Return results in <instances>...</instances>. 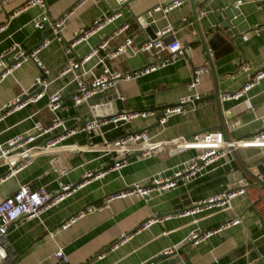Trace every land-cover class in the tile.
Listing matches in <instances>:
<instances>
[{"label": "crops", "instance_id": "obj_1", "mask_svg": "<svg viewBox=\"0 0 264 264\" xmlns=\"http://www.w3.org/2000/svg\"><path fill=\"white\" fill-rule=\"evenodd\" d=\"M24 1L5 0L0 6V53L7 51L14 42L21 49L30 50L42 38L50 39L49 45L39 52L40 59L48 69L49 84L38 100L0 118V143L16 134L25 133L37 122L49 123L54 114L47 109V102L49 96L57 90H61L62 97L55 114L62 120V127L37 136L33 145L42 144L63 128L79 126L82 120L92 118L91 107L103 101L104 96L116 93L117 88L115 85L108 87L103 93L95 94L87 102L75 106L71 96L75 92L76 82L69 75L60 77L61 70L69 59L86 55L92 46L113 33L124 20L130 22V35L138 45L148 36L139 26L144 15L153 17L158 30L167 23L172 24L174 37L183 44H192L193 48L188 56L180 57L153 72L117 82L121 98L128 105L126 110L158 111L159 107L173 104L180 97L190 95L192 90L187 84L192 77L193 66L205 62L208 63V71L201 74L196 91L205 96L214 92L213 74L191 18L189 0H185L181 7L166 16L159 12L148 14L155 0H130L122 6L120 18L102 27L88 40L78 43L69 52L65 47L74 33L92 20L114 11L117 8L115 0H45V11L52 18L74 8L61 30V40L55 38L51 26L39 29L32 25V17L43 11L40 6L12 13ZM196 2L201 3L198 8L202 12L224 8L232 5L235 0ZM238 8L249 30L227 39L219 35L212 43L211 54L216 86L220 92V113L227 135L232 140L251 137L264 123V78L239 99H221L222 94L241 88L253 72L264 66V0H242ZM122 36L114 38L111 46ZM209 36H205V40ZM8 60H12L11 55ZM96 61V57H91L84 68L99 72ZM147 62L148 55L137 52L132 55L122 54L110 63L113 68L125 71L142 67ZM37 73L34 63L27 60L0 79V110L15 96L33 90ZM230 122H235V126L228 127ZM210 129H221L213 97L194 107L186 105L183 114L169 116L163 125L157 124L155 116L138 117L116 126L107 124L98 131H83L61 142V145L85 146L82 150H49L36 155L26 168L0 184V200L20 185L32 188L42 186L51 194L64 184L83 179L88 171L104 168L105 171L101 176L87 180L82 187L42 211L39 216L23 217L13 223L7 233L11 261L14 264H52L55 261L54 250L62 246L68 256V264H138L186 243V236L194 229L208 230L239 217L238 224L212 234L198 244L185 246L184 253L190 264H264V224L259 221L254 210L255 201L264 197V187L249 175L246 176L248 186H244L246 192L231 199L228 209L215 207L182 216L173 213L163 221L141 227L152 216L173 212L174 206L184 200L181 196H186L191 204H196L228 190V177L239 169V163L264 181V145L238 146L234 149L236 156L233 152L227 154L193 179L178 180L170 190L161 194L152 193L147 201L135 197L113 199L102 210L89 213L67 228L55 231L63 221L86 205L100 203L109 194L144 178L170 176L196 153L194 149L173 152L163 149L144 158L132 155L126 166L117 171L111 169L115 153H107L99 148L103 139L113 140L131 132L145 130L152 140L158 141ZM56 154L61 160V166L67 169L63 175L51 167L50 158ZM4 171L5 167H0V175ZM50 231L54 232L52 236ZM130 232L133 234L128 240L118 242L122 234ZM179 256L186 264L184 255L179 253ZM155 264H169V261L164 258Z\"/></svg>", "mask_w": 264, "mask_h": 264}, {"label": "built area", "instance_id": "obj_2", "mask_svg": "<svg viewBox=\"0 0 264 264\" xmlns=\"http://www.w3.org/2000/svg\"><path fill=\"white\" fill-rule=\"evenodd\" d=\"M129 1L130 0H115L117 8L114 11H110L107 14L92 20L89 24L80 27L74 33L72 40L66 44V51L69 52L78 43L88 40L90 36L98 32L102 27L120 18L122 15V6L127 5ZM4 2L5 0H0V6H2ZM184 2L185 0H155V3L151 7L148 14L151 15L153 12H159L163 16H166V14L170 11L181 7ZM241 2L242 0H235L233 5L238 7ZM36 5L43 8V11L32 17V25L39 29L46 25L51 26L53 28L55 38L61 40V30L64 27L68 16L73 13L74 8H70L56 18H52L45 11V0H25L23 4L16 7L12 13L15 14L20 10ZM142 20L143 21L139 23V26L141 29L145 30L148 23L143 18ZM129 29L130 22L127 20L122 21L113 33L106 38H103L95 46H92L86 55L80 58L75 57L68 60L59 76L62 77L69 75L71 76V79L76 82L75 92L71 96L72 102L75 106L87 102V100L95 94L103 93L106 88L114 86L120 80L138 78L153 72L160 67L173 63L180 57L188 56V53L193 48L192 44H183L174 37V26L170 23H167L162 29L157 30L154 37L147 36L138 45L134 43ZM120 35H123L122 38L114 46H111L112 40ZM49 43L50 39L42 38V40H40V42L30 50H23L17 42H14L7 51L0 53V79L17 69L24 61L30 60L38 69V73L34 77L33 81V90L37 89L39 86L43 87L42 91L31 97L24 98L33 90L24 91L22 94L12 98L9 102H7L6 106L0 110V118L6 113L14 112L27 104L35 102L43 95L44 90L49 84V81L47 80L48 69L40 59L39 52L43 48L47 47ZM137 52H144L148 55V62L142 67L125 71L112 67L110 62L113 59L122 54L132 55ZM7 55H11L12 57V60H9V62L4 59ZM91 57L97 58L96 64L99 66V72L95 73L91 69L86 70L84 68V64L88 62ZM207 71V62L202 65L193 66L192 77L187 84L188 88L192 90V93L188 96L180 97L171 105H165L161 110H125L117 114L106 115L99 118L92 117L87 119L85 122H82L79 126L63 128L59 131V133L45 140L42 144L33 145L32 142L37 136L51 133L55 129L62 127V120L55 114V111L59 106V100L62 97V92L61 90L53 92L49 96L47 102V109L54 114L49 123L42 124L37 122L25 133L16 134L7 139L5 142L0 143V167H5V171L0 175V184L9 177L14 176L16 173L26 168L32 162V159L40 153L59 149H84L85 146H79L77 144L61 145V142L71 135L83 131L90 133L92 131L100 130L103 125L113 124L116 126L120 123L130 122L138 117L156 116L157 114H160L158 123L163 125L169 116L177 113L183 114L185 112L186 105H190L192 107L195 106L194 100L199 99L201 95L198 91H196V86L200 81L201 74ZM87 75H89V77H86ZM43 76H46V78ZM262 78H264V66L253 72L241 88L231 93L226 92L222 94L221 99H239L245 96L247 92L256 86ZM4 109H7V111L2 113ZM233 126H235V122L228 123V127ZM258 145H264V123L261 129L251 137L238 140L226 139L221 129L204 130L188 136L180 135L174 138L158 141L152 140L145 130L140 132H131L113 140L103 139L99 148L107 153H115V156L112 158L111 169L117 171L126 166L129 158L127 157L128 155H136L140 158H144L155 154L158 150L163 149L171 152L194 149L196 150V153L192 158L185 161L181 167L175 170L170 176L154 175L152 177L144 178L109 194L100 203L86 205L84 208L78 210L75 214L63 221L58 228L55 229V231L67 228L78 218H81L89 213L102 210L108 206V203L113 199L135 197L137 199L147 201L151 197L152 193L161 194L170 190L177 184L178 180L184 181L193 179L195 176L201 174L209 165L218 159L227 156V154L231 153L236 147ZM50 163L52 169L56 173L63 175L67 172L66 167L61 166V160L57 154L50 158ZM104 171L105 170L88 171L84 174L83 179L78 182L64 184L57 192L51 194L42 186L32 188L29 185H20L16 190L1 199L0 264H14L11 261L7 241V233L13 223L23 217L32 218L39 216L42 211L63 201L78 188L82 187L87 180L101 176ZM246 190V187H239L236 189L229 188L218 195H214L206 200L193 204V208L177 214L180 216L194 214L202 209H212L215 207L228 209L230 208L231 199L245 193ZM263 199L264 197L256 200L254 207L258 219L262 224H264ZM171 216L172 214L152 216L143 222L141 227H147L153 222H160ZM239 222L240 218L234 217L208 230L194 229L186 236L184 242H189L192 245L198 244L212 234L218 233L225 228L238 224ZM53 233V231L49 232L51 236ZM132 234L133 232L130 234H122L118 242L121 243L128 240ZM118 242L113 244V246ZM170 251H172L171 248L165 252ZM53 256L55 261L52 264H68L69 262L68 256L64 252L62 246H58L54 250ZM138 264H146V262H140Z\"/></svg>", "mask_w": 264, "mask_h": 264}, {"label": "water", "instance_id": "obj_3", "mask_svg": "<svg viewBox=\"0 0 264 264\" xmlns=\"http://www.w3.org/2000/svg\"><path fill=\"white\" fill-rule=\"evenodd\" d=\"M189 2L191 4V10H192L191 18L195 25L197 35L201 42V46L204 49L208 57L209 67H210L211 73L213 74L214 85H215L214 92L211 95L209 96L200 95L199 99L194 100V104L196 105L199 102H202L209 97H213L216 103L217 111H218L219 126L224 134V137L226 139H230L226 132L225 122L222 119V116L220 113V92L218 91L217 86H216V81H215L216 79H215L212 61H211V54L213 53L212 43L221 34L227 39L230 36H235V35H238L239 33L248 31L249 26L244 21V17L240 14L239 8L234 6L233 4L226 6L224 8H218L215 10H208V11L200 12L198 7L201 3H198L194 0H189ZM143 18L148 23V26L145 28V31L148 33L149 37H154V33L158 30V28L153 21V17L144 15ZM207 35H210V36L207 40H205L206 39L205 36ZM8 56L9 55L5 56L4 59L9 62ZM43 77L46 78V76H43ZM115 87L117 88L116 93L112 95L104 96L103 101L91 107L93 117L99 118V117H103L106 115L117 114L122 111H125L128 108V105L126 104V102L121 98L122 93L118 89L117 83L115 84ZM42 89L43 87L39 86L37 89L31 91L29 95L25 96L24 98L31 97L34 94L42 91ZM163 107L164 106L159 107V110H161ZM6 111L7 109H4L2 113H5ZM159 116L160 114H157L155 116L157 124H159L158 123ZM85 121L86 120H82V122H85ZM140 131H143V130H139L137 132H140ZM232 152L236 156L235 151L233 150ZM127 157H130V155H128ZM102 170H105V168ZM247 175L255 179L257 184L264 187V181H262L258 176L254 175L252 172H250L247 168H245L242 163H239V169L233 172L228 177L230 181V189H236L239 187L248 186L247 180H246ZM181 198L184 200L180 202L181 203L180 205L174 206L175 210L173 212H168L167 214H162L161 216L173 214V213H180L182 211H186L194 207V205L190 203V200L186 199V196H181ZM189 244H190L189 242H186L184 244H181L173 248L172 251L170 252H163L159 254L158 256L148 260L146 264H150V263L155 264L158 260L164 259V258L168 259L169 264H185L181 260L179 253H182L184 255L186 259V264H190L187 255L184 253L185 246ZM257 264H261V262H258Z\"/></svg>", "mask_w": 264, "mask_h": 264}]
</instances>
